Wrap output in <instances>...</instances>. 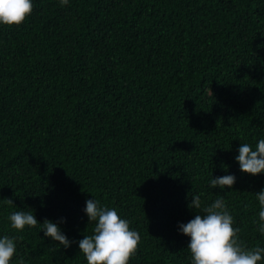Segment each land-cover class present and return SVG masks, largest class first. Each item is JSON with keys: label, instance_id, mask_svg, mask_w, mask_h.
Returning a JSON list of instances; mask_svg holds the SVG:
<instances>
[{"label": "trees", "instance_id": "1", "mask_svg": "<svg viewBox=\"0 0 264 264\" xmlns=\"http://www.w3.org/2000/svg\"><path fill=\"white\" fill-rule=\"evenodd\" d=\"M264 135V0H33L0 25V235L14 264H87L88 198L117 208L141 236L130 264H190L178 231L223 195L241 240L254 224L264 173L235 160ZM235 174L231 188L211 176ZM5 198L13 203L6 202ZM67 217L70 247L7 215Z\"/></svg>", "mask_w": 264, "mask_h": 264}, {"label": "clouds", "instance_id": "2", "mask_svg": "<svg viewBox=\"0 0 264 264\" xmlns=\"http://www.w3.org/2000/svg\"><path fill=\"white\" fill-rule=\"evenodd\" d=\"M32 10L33 0H0V25H20ZM254 140V144L245 141L239 145L235 160L242 172L255 176L264 173V135L254 137ZM236 179L235 174L226 172L221 176L212 175L209 183L213 188L223 190L225 186L231 188ZM253 194L259 205L254 224L264 235V188ZM190 196L189 208L198 211L187 222H180L178 227L180 233L190 238L187 245L190 264H264V245L249 246L241 240L240 229L235 226L223 195L217 194L210 203L202 202L199 193L192 192ZM5 200L13 203L11 199ZM83 210L92 229L90 233H84L77 244L87 264H130L141 240L139 231L130 226L131 222L120 215L117 208L95 197L86 199ZM7 220L16 232L39 225L45 237L63 247H70L73 242L61 227L67 217H61L59 222L47 218L39 222L34 210L19 208L8 213ZM16 253L17 236L0 235V264H14ZM17 259L24 264L22 258Z\"/></svg>", "mask_w": 264, "mask_h": 264}]
</instances>
